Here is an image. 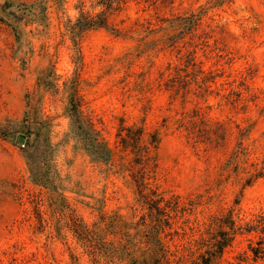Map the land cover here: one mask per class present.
Instances as JSON below:
<instances>
[{"label":"rangeland","instance_id":"374dc122","mask_svg":"<svg viewBox=\"0 0 264 264\" xmlns=\"http://www.w3.org/2000/svg\"><path fill=\"white\" fill-rule=\"evenodd\" d=\"M37 1L0 0V264H148L157 224L163 264H195L222 217L237 230L212 264H264V233L245 230L264 214V0H106L107 26L75 45L67 19L99 0L23 12ZM75 82L110 159L72 131ZM24 117L49 124L48 184Z\"/></svg>","mask_w":264,"mask_h":264},{"label":"trees","instance_id":"16d2710c","mask_svg":"<svg viewBox=\"0 0 264 264\" xmlns=\"http://www.w3.org/2000/svg\"><path fill=\"white\" fill-rule=\"evenodd\" d=\"M57 4H60L61 0H54ZM44 0H40L31 4L22 6L23 12L28 14H34L36 7L45 10V6L42 4ZM96 5L102 7V10L98 13L92 14L88 11L79 9V14L75 20L67 19L65 23V33L70 35L73 44H76V37L87 29L106 27L108 12L112 9L110 2L106 3V0H99ZM11 23L8 25L15 30L16 21L10 20ZM56 78L51 69L44 71L38 78V84L43 88H52L56 86ZM81 98L78 95L77 83L69 85V92L66 104V113L71 121L72 131L82 138L84 146L89 150L90 153L95 156H105L111 158V151L103 147L102 142L97 136V133L93 127L92 122L87 119L81 111ZM48 126L47 121H34L27 122V118L24 117L22 120V127L25 129V135L32 136L31 140H26L24 144V154L28 161L31 169V176L36 182L48 184L49 183V169H50V153L52 146L48 138ZM237 154V153H236ZM237 157L236 155H234ZM141 179H135L140 191L143 188V173L140 175ZM155 209L158 214L163 215V211L159 205L151 206L150 208ZM161 222V219H159ZM217 225L219 230L215 232H209L210 239H203L201 246L207 247L204 255H201V262H195V264H212V258L217 253H221L223 249L230 243L233 233L237 230L234 221L229 217H222L217 219ZM261 225V226H260ZM224 227H228L225 229ZM151 231L147 234V239L151 243L149 251L150 257L152 258L148 264H163L162 258L165 257V248L162 242L161 236L159 235L161 228L158 226H152ZM260 229L261 233H264V214L258 215V221L255 224L246 225L245 230L247 232L257 231ZM264 238L258 243V247L252 248V251L257 256L263 251ZM133 264H147L146 260L138 262L134 261Z\"/></svg>","mask_w":264,"mask_h":264},{"label":"water","instance_id":"95a60500","mask_svg":"<svg viewBox=\"0 0 264 264\" xmlns=\"http://www.w3.org/2000/svg\"><path fill=\"white\" fill-rule=\"evenodd\" d=\"M22 139V138H21Z\"/></svg>","mask_w":264,"mask_h":264}]
</instances>
